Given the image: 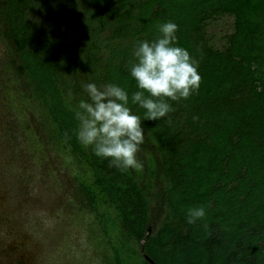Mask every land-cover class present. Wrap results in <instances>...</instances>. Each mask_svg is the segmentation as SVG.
Returning a JSON list of instances; mask_svg holds the SVG:
<instances>
[{
    "label": "trees",
    "instance_id": "16d2710c",
    "mask_svg": "<svg viewBox=\"0 0 264 264\" xmlns=\"http://www.w3.org/2000/svg\"><path fill=\"white\" fill-rule=\"evenodd\" d=\"M222 15L234 21L219 49L205 28ZM168 20L201 81L187 99L169 100L166 117L142 119L147 178L82 145L70 105L87 99L86 82L136 90L133 44L155 39ZM0 35L9 96L32 104L48 142L79 170L105 264H264V0H0ZM155 176L165 211L148 232ZM199 205L206 217L188 224Z\"/></svg>",
    "mask_w": 264,
    "mask_h": 264
},
{
    "label": "rangeland",
    "instance_id": "374dc122",
    "mask_svg": "<svg viewBox=\"0 0 264 264\" xmlns=\"http://www.w3.org/2000/svg\"><path fill=\"white\" fill-rule=\"evenodd\" d=\"M234 18L208 21L209 43L223 49ZM6 44L0 35V264H105L107 250L94 213L77 189L79 170L59 146L48 142L29 101L14 92L4 66ZM150 145L137 152L145 177ZM148 232L165 211L162 181L152 179Z\"/></svg>",
    "mask_w": 264,
    "mask_h": 264
},
{
    "label": "clouds",
    "instance_id": "9594fccd",
    "mask_svg": "<svg viewBox=\"0 0 264 264\" xmlns=\"http://www.w3.org/2000/svg\"><path fill=\"white\" fill-rule=\"evenodd\" d=\"M179 25L172 20L159 24L155 39H138L133 44L135 61L129 72L136 82V90L129 94L126 87L115 82L82 85L87 99L70 105L78 120L77 140L101 158H111L110 164L121 171L141 170L143 164L137 152L145 136L142 119L166 117L173 111L171 101L187 99L199 89L201 76L198 60L180 46L176 35ZM131 105L144 109L143 115ZM195 118V117H194ZM204 205L190 207L186 213L188 224L204 220ZM205 229L207 223L203 224Z\"/></svg>",
    "mask_w": 264,
    "mask_h": 264
}]
</instances>
